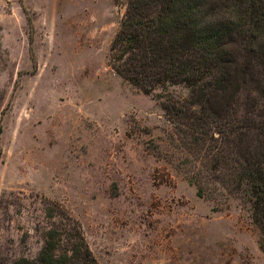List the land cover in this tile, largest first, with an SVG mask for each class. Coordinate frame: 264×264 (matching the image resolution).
Instances as JSON below:
<instances>
[{
    "label": "rangeland",
    "instance_id": "374dc122",
    "mask_svg": "<svg viewBox=\"0 0 264 264\" xmlns=\"http://www.w3.org/2000/svg\"><path fill=\"white\" fill-rule=\"evenodd\" d=\"M129 1L0 0V264L36 260L52 228L67 253L73 221L99 264H264L238 179L264 154L260 60L227 110L258 127L217 120L196 143L201 113L163 106L186 86L146 93L112 67Z\"/></svg>",
    "mask_w": 264,
    "mask_h": 264
},
{
    "label": "trees",
    "instance_id": "16d2710c",
    "mask_svg": "<svg viewBox=\"0 0 264 264\" xmlns=\"http://www.w3.org/2000/svg\"><path fill=\"white\" fill-rule=\"evenodd\" d=\"M244 44L250 48H245L241 56L239 47ZM112 50L113 69L144 92L173 85H184L190 90L189 99L172 100L163 106L168 114L172 111L188 118H193V112L201 113L195 114L200 123L194 125V142L211 140L217 120L228 121V127L220 121L219 133L224 135L229 126L239 133L244 129L251 133L258 127L248 121L252 114L247 113L246 119L236 122L232 117L236 111L227 110L240 82L241 86L245 82L250 58L260 60L264 75V0H130ZM242 57L245 64L237 66ZM254 80L256 90L264 94V78ZM229 91L232 92L228 94ZM195 106L199 110H194ZM245 162L247 167L238 179L249 188L252 216L264 250V154L245 158ZM71 225V250L59 251L62 237L52 228L38 258L27 262L99 264L80 225L74 221Z\"/></svg>",
    "mask_w": 264,
    "mask_h": 264
}]
</instances>
